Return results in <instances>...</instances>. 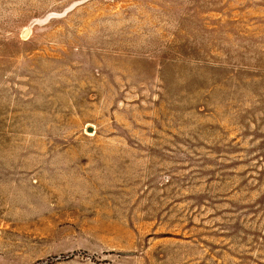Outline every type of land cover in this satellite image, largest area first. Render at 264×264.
<instances>
[{
  "label": "rangeland",
  "instance_id": "rangeland-1",
  "mask_svg": "<svg viewBox=\"0 0 264 264\" xmlns=\"http://www.w3.org/2000/svg\"><path fill=\"white\" fill-rule=\"evenodd\" d=\"M0 264H264V0H0Z\"/></svg>",
  "mask_w": 264,
  "mask_h": 264
},
{
  "label": "water",
  "instance_id": "water-1",
  "mask_svg": "<svg viewBox=\"0 0 264 264\" xmlns=\"http://www.w3.org/2000/svg\"><path fill=\"white\" fill-rule=\"evenodd\" d=\"M28 31H29V29H28V28H25V29L23 30V32H22V35H23V36H26V34H27Z\"/></svg>",
  "mask_w": 264,
  "mask_h": 264
}]
</instances>
